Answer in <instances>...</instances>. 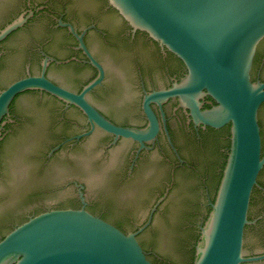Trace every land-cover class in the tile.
Masks as SVG:
<instances>
[{"label": "flooded vegetation", "instance_id": "flooded-vegetation-1", "mask_svg": "<svg viewBox=\"0 0 264 264\" xmlns=\"http://www.w3.org/2000/svg\"><path fill=\"white\" fill-rule=\"evenodd\" d=\"M18 22L21 24L0 40V72L7 63L20 72L1 86L0 92L18 80L43 76L59 88L80 94L99 76L81 48L80 37L87 53L103 70L101 83L86 100L114 126L144 130L148 125L142 109L144 97L168 90L186 76L179 59L146 34L134 31L107 0H0V34ZM107 54L116 57L113 65L106 64ZM251 74L256 77L254 82L264 83V39L256 49ZM27 95L49 107L20 110L18 103ZM101 100L108 103V109L98 105ZM200 103L201 111L216 105L208 96ZM261 107L258 123L264 156ZM150 108L159 130L141 148L136 141L116 139L102 131L79 108L45 91L17 95L1 119L0 147L18 130L36 128L49 141L41 157L43 166L63 159L74 169V176L57 188L72 190L74 196L65 204L41 203L16 221H1L0 228L14 229L23 220L51 210L83 208L126 234L144 228L137 239L152 264H184L182 246L187 240L194 243L185 233L189 229L200 233L206 221L215 183L222 177L229 153L230 125L219 129L195 125L189 111L175 98ZM89 152L98 153L92 160L98 176L92 182L86 180L87 171L79 160L81 154ZM257 185L250 198L251 224L244 232V249L249 235L262 247L259 251L249 248L246 257L264 256V166ZM162 223L165 230L160 228ZM176 228L183 233L174 241L179 254L161 253L158 246L166 243L167 233ZM5 231H0V240ZM248 264H264V260Z\"/></svg>", "mask_w": 264, "mask_h": 264}, {"label": "water", "instance_id": "water-1", "mask_svg": "<svg viewBox=\"0 0 264 264\" xmlns=\"http://www.w3.org/2000/svg\"><path fill=\"white\" fill-rule=\"evenodd\" d=\"M107 1L134 31L146 34L179 59L186 70L180 83L144 97L142 109L147 127L136 130L114 126L86 100V95L101 83L103 70L79 37L81 48L99 76L80 94L59 88L43 76L10 84L0 92V136L1 119L8 114L12 100L23 92L41 90L79 108L90 123L116 139H131L145 148L144 143L153 140L159 130L150 105L161 106L168 99H178L195 125L213 129L230 125L229 153L211 211L199 231L194 264L264 260V256H245L249 248L261 250L257 238L247 236L244 249L245 227L251 224L250 198L264 166L258 123V112L264 104V83L253 82L250 75L256 49L264 39V0ZM20 24L14 23L2 31L0 40ZM94 50L97 52V47ZM105 59L107 65H113L116 57L107 54ZM19 72L18 67L7 63L0 72V87ZM61 82L69 84L64 79ZM204 96L216 105L201 111L200 100ZM98 105L108 109L104 100ZM18 106L24 112L49 107L38 104L31 95L22 97ZM162 121L166 131L163 114ZM260 121L264 130V109ZM48 142L36 128L29 127L18 130L0 147V223L16 221L41 203H69L74 196L72 190H57L74 176L70 164L63 159L54 160L47 167L42 164ZM96 155L97 152H89L78 156L89 173L85 174L88 182L98 176L92 163ZM164 225L160 228L164 229ZM178 228L170 234L166 231L169 245L166 242L158 246L161 253L179 254L174 241L183 233ZM143 229L126 234L83 208L51 210L29 218L0 240V264H152L137 239Z\"/></svg>", "mask_w": 264, "mask_h": 264}, {"label": "trees", "instance_id": "trees-1", "mask_svg": "<svg viewBox=\"0 0 264 264\" xmlns=\"http://www.w3.org/2000/svg\"><path fill=\"white\" fill-rule=\"evenodd\" d=\"M252 77V81L254 82L256 77L254 74H251ZM264 109V104L261 107V111ZM263 153H264V146H263ZM220 180H217V183H215V189H214V195H213V199L212 202L214 203L215 200V196L218 190V186L220 184ZM211 211V207L207 208V214H209ZM38 215V214H37ZM208 215L206 216L205 220L207 219ZM24 222H26L27 220H23ZM205 222V221H204ZM248 225L245 227V229H247ZM13 229L11 228H7V230L4 233H1V240L5 237L6 234H8L9 232H11ZM188 234L187 237L189 240L194 241L193 245L190 241L187 240V244L182 246V249L184 250V254H186V260L184 264H194V260H195V246L196 244L199 242V237L200 234H195L191 229L188 230ZM186 240V239H185Z\"/></svg>", "mask_w": 264, "mask_h": 264}]
</instances>
